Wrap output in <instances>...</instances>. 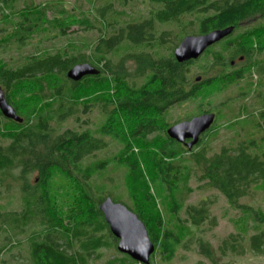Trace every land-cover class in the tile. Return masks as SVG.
<instances>
[{
    "label": "trees",
    "instance_id": "1",
    "mask_svg": "<svg viewBox=\"0 0 264 264\" xmlns=\"http://www.w3.org/2000/svg\"><path fill=\"white\" fill-rule=\"evenodd\" d=\"M20 1L0 0V14L7 23L10 22L9 16L17 11L18 20L14 24L12 37L18 46H25L33 35L46 26L61 28L60 35H67L68 24H61L56 18H49L50 7L37 10L26 5L17 10L16 6ZM128 1L132 0H125V3ZM150 1L161 8L151 12L150 18L140 25L117 27V34L109 40L103 38L90 59H71L54 54L34 59L15 69L0 67V88L4 91L7 102L23 120L17 122L6 119L0 111V127L3 118L15 125V129L3 130L0 134L4 140L10 141L7 147L0 146V174L18 168L21 169L22 180L31 172L36 171L39 174L34 189L27 190L28 184L25 183L27 185L23 197L24 209L18 214L12 213L13 215L3 223L13 232L30 224L40 228L39 231L33 232L28 240L31 264H91L93 256L101 249L111 248L117 243L99 210V205L106 196L101 199L96 197V193L105 189H94L89 182L112 164L113 159L84 165L83 160L86 157L102 148L101 141L96 139L92 132L79 134L74 130H66L58 133L54 128L76 114L79 106H89L82 103L86 81H102L104 84L106 118L99 126L98 134L119 140L124 122L132 129L134 121L138 120L133 125L135 130L131 132L132 136L146 140L158 131L167 135V129L171 125H162L163 114L176 104L197 98L201 88L212 87L214 82L224 84L231 76L235 82H239L245 78L246 73L255 72L260 77L263 75V60L254 64L245 62L257 54L264 53V41L256 43L250 39L234 48V45H231L233 41L229 40L219 46L220 53H215V47H211L201 60L184 64L176 61L174 50L186 36L204 35L228 27L237 30L240 24L251 18L264 17V0ZM187 15L194 16V31H187L191 23L178 21ZM100 17L101 26L106 29L113 28L114 25L108 23L104 12ZM171 22L177 23L176 30L161 33L155 31L157 24ZM81 24L92 28L89 20ZM256 32L264 34V23L247 32V35L251 37ZM165 44H172L173 47L165 48ZM147 51L149 53H146ZM212 55L217 56L209 68H220L216 77L205 79L198 76L201 81L195 80V83H192L189 76L190 67L202 60L206 61ZM239 58H243L242 68L228 74L233 68L232 62L236 59L239 61ZM128 61H135L137 64L133 73H128L126 69ZM85 62L96 67L100 74L84 78L80 82L69 80L67 72L76 64ZM114 68L121 74L126 72L125 75L114 71ZM200 68L202 74L207 76L209 70ZM139 78H143L144 83L136 86L133 80ZM36 79L53 82L52 98L49 102L35 105L29 100V96L35 92V87L20 89L17 102L12 101L10 91L16 84ZM113 83H116V86L118 83L119 86L113 87ZM252 88L253 83L249 85V90H253ZM249 94L251 93H243L242 97L247 98ZM258 95H263V103L264 94L259 91ZM204 113L206 112L198 111L196 115ZM216 118L218 119V115ZM259 119L264 124V110L260 112ZM246 120L237 118L228 127H244V123H248ZM216 122L217 120L214 125ZM257 126L261 127V124L257 123ZM184 146L167 137V143L160 152V161L157 164V174L167 186L170 195L171 213L181 223L183 221L179 215L185 208L187 197L193 193L189 183L194 170L186 165L187 162H192L193 167L201 171V180L207 181L209 187L221 192L235 207L241 206L239 201L249 197L252 188L264 181V151L254 141L242 142L235 148H222L219 153L210 157L202 152L192 156L190 160L185 155H192L194 148L188 150L186 146L187 149L183 148ZM56 173L67 178L78 190V206L66 215L51 198V182ZM211 204V201L206 200L198 206L190 205L186 208L193 227L199 228L209 218ZM127 207L146 225L156 247L150 264H153L156 254L162 256L166 262H171L183 245L182 241L164 229L163 219L159 216L155 218V223L163 233L161 238L154 235L141 209ZM5 216L6 213H2L0 208V219ZM257 220L264 224V216L257 217ZM2 230L3 226L0 225V232ZM238 239L242 238L231 236L222 244L220 251L224 256L227 251L242 254ZM199 244L200 254L212 259L208 244ZM250 247L256 253L264 254V230L250 239ZM1 253L3 249H0ZM123 256L119 263L139 264L128 256Z\"/></svg>",
    "mask_w": 264,
    "mask_h": 264
},
{
    "label": "rangeland",
    "instance_id": "2",
    "mask_svg": "<svg viewBox=\"0 0 264 264\" xmlns=\"http://www.w3.org/2000/svg\"><path fill=\"white\" fill-rule=\"evenodd\" d=\"M26 5L37 10L50 7L51 11L48 14L50 19L56 18L59 23L68 24L67 35H60L61 28L46 26L33 35L25 46L20 47L12 37L14 24L18 20L17 11L9 16V23L0 14V67L15 69L34 59L54 54L71 59L74 57L90 59L103 38L109 40L117 34V27L140 25L150 18L151 12L161 8L150 0H132L126 3L125 0H21L16 8L20 10ZM103 12L105 17L107 16L108 23L114 25L113 28L106 29L101 26L100 16ZM85 20L90 21L92 28L81 24ZM178 21L184 24L191 23L187 31L196 29L192 15L184 16ZM262 23H264V17L258 16L240 24L229 37V40L233 41L231 45L237 48L246 40L251 39L256 43L264 41L263 33L256 32L251 37L247 35V32ZM176 24V22L157 24L155 31L159 33L174 31ZM171 45L164 46L165 48L173 47ZM220 50L221 47L218 46L214 49L215 53H220ZM216 56L212 55L206 61L202 60L190 67L189 76L192 83H195L198 76L205 79L216 77L220 68L218 66L209 68ZM261 60L264 61V53L257 54L245 63L254 64L262 62ZM200 67L209 70L207 76L202 74ZM136 68L135 61L127 62L128 73H133ZM241 68L242 63H238L228 71V74ZM117 70L114 68V71ZM125 73L122 74L125 75ZM262 74L260 77L255 72L246 73L245 78L239 82H235L233 76L224 84L214 82L212 87L201 88L197 98L176 104L163 114L162 125L171 126L198 116L196 115L198 111L218 115L216 124L201 136L199 143L194 147V153L185 155L188 160L202 152L210 157L219 153L222 148H235L238 144L249 141H254L264 151V124L259 119L260 112L264 110V102L261 101L263 95L262 97L258 95L259 91L264 94V70ZM133 82L136 86H140L144 83V79L139 78ZM251 83H253V90H249ZM114 86L116 83H113ZM118 86L117 83L116 87ZM25 87H35V92L29 96V100L35 105H43L52 98L53 82L36 79L16 84L10 91L13 102H17L20 89ZM243 93L251 94L243 98ZM105 101L106 95L102 81H86L82 103L89 106L85 108L79 104L81 106L76 114L54 128L58 133L66 130H74L79 134L92 132L94 137L101 141L102 148L86 157L83 160L84 165L113 159L112 164L89 181L92 188L105 189L96 193L98 199L110 196L116 203H123L132 208L138 207L151 226L153 234L161 238L163 231L155 223V218L159 216L163 219L164 229L172 232L182 241L183 245L171 262H166L162 256L156 254L153 264H264V254H258L250 247V239L264 230V224L257 220V217L264 216V181L252 188L249 197L239 201L241 206L235 207L221 192L209 187L207 181L201 180V171L194 168L189 161L186 165L194 170L189 183L193 193L186 199L185 208L179 215L183 222H179L171 213L167 186L161 182L157 174L160 152L167 143L168 135L158 131L146 140L132 136L131 132L135 130L133 125L138 120L133 122L132 129L124 122L119 140L98 134L99 126L106 118ZM237 118L247 119L248 123H244V127L235 125L229 128L228 125ZM257 123L261 124V127H258ZM13 129L15 125L3 118L0 134L3 130ZM9 144L10 141L0 136V146L7 147ZM253 152L256 153V151ZM38 177V172L34 171L22 180L19 168L0 174V208L2 213H6L4 220L0 219V225L3 226L0 232V249H3V253L0 254V264H31L28 240L33 232L39 231L40 228L30 224L26 228L15 229L13 232L3 223L6 218L13 215L12 213L18 214L24 209L25 185L28 184L27 190L34 189ZM51 198L64 215L75 209L79 203L75 185L58 173L51 182ZM206 200L212 202L210 216L199 228H195L187 216L186 208L190 205L198 206ZM231 236L242 238L237 240V243L242 246L241 255L227 251L224 256L220 251L222 244ZM117 243L111 248L101 249L93 256L91 264H121L119 260L124 256L118 252ZM199 243L208 244L212 259L200 254Z\"/></svg>",
    "mask_w": 264,
    "mask_h": 264
},
{
    "label": "water",
    "instance_id": "3",
    "mask_svg": "<svg viewBox=\"0 0 264 264\" xmlns=\"http://www.w3.org/2000/svg\"><path fill=\"white\" fill-rule=\"evenodd\" d=\"M235 28L218 29L204 35L186 36L174 50L178 63L184 64L200 59L205 52L233 34ZM100 71L89 63L76 64L67 72V78L80 82L84 78L97 76ZM197 82L201 77H197ZM0 111L6 119L17 122L23 120L16 114L14 108L7 102L4 91L0 88ZM216 120L215 113H205L190 120L170 126L167 135L171 140L185 145L192 150ZM190 140L189 142H187ZM110 232L118 240L117 250L139 264H150V258L156 247L152 242L146 225L139 217L123 203H116L111 197L105 198L99 205Z\"/></svg>",
    "mask_w": 264,
    "mask_h": 264
},
{
    "label": "flooded vegetation",
    "instance_id": "4",
    "mask_svg": "<svg viewBox=\"0 0 264 264\" xmlns=\"http://www.w3.org/2000/svg\"><path fill=\"white\" fill-rule=\"evenodd\" d=\"M239 28V27H238ZM237 28V29H238ZM231 36V35H230ZM229 36V37H230ZM229 37H227V38H225L224 40H222L221 42H219V43H217L216 45H214L213 47H219L220 45H222V44H224V43H226L227 41H229ZM241 62H243V58H239V61H234V62H232V67H235L236 66V64H238V63H241ZM205 114V113H204ZM202 115V114H201ZM215 115H216V117H217V114L215 113ZM190 140H188L187 142H189Z\"/></svg>",
    "mask_w": 264,
    "mask_h": 264
}]
</instances>
